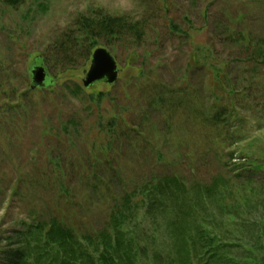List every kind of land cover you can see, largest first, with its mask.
Wrapping results in <instances>:
<instances>
[{
    "label": "rangeland",
    "instance_id": "rangeland-1",
    "mask_svg": "<svg viewBox=\"0 0 264 264\" xmlns=\"http://www.w3.org/2000/svg\"><path fill=\"white\" fill-rule=\"evenodd\" d=\"M98 9L148 24L139 42L99 39L97 48L115 56L119 78L87 89L82 80L96 48L88 54L77 46L61 55L58 45L74 31L75 19ZM238 33L264 39V0H26L17 8L0 1V260L14 250L7 238L33 214L74 215L101 227L110 201L152 174L193 176L189 159L179 154L200 144L193 136L184 153L177 141L196 131V111H209L216 94L213 70L189 63L200 48L229 62L232 74L250 69L253 47L236 48L229 39ZM34 65H43L49 80L33 90ZM251 111L241 112L249 122L245 138L226 148L236 152L230 165L241 161L239 151L249 143L264 145V110ZM206 159L192 166L200 178L220 169L215 158ZM169 160L182 162L174 169Z\"/></svg>",
    "mask_w": 264,
    "mask_h": 264
},
{
    "label": "trees",
    "instance_id": "trees-1",
    "mask_svg": "<svg viewBox=\"0 0 264 264\" xmlns=\"http://www.w3.org/2000/svg\"><path fill=\"white\" fill-rule=\"evenodd\" d=\"M0 1L17 8L26 0ZM73 23L74 31L58 45L61 55L77 46L90 54L99 39L110 45L126 39L142 41L148 24L104 9L81 15ZM229 39L236 48L253 47L250 69L232 74L227 69L229 62L220 63L212 50L200 53V48L189 63L191 69L204 66L213 70L216 94L209 111H196L192 120L196 131L177 141L184 153L195 136L200 144L192 154H179V158L189 159L193 176L176 171L152 174L110 201L101 227L82 224L74 215L56 213L41 219L39 213L33 214L29 222L20 221L21 229L7 238L14 250L0 264H264V145L249 143L239 151L241 161L234 165L229 160L236 152L226 153V148L246 136L249 122L241 112L253 110L258 115L264 110V97L263 101H250L264 93V39H246L239 33ZM244 81L249 82L247 88H241ZM109 146L111 149V142ZM207 157L215 158L220 169L209 178H200L199 168L192 166ZM181 162L169 160L166 164L177 169Z\"/></svg>",
    "mask_w": 264,
    "mask_h": 264
},
{
    "label": "water",
    "instance_id": "water-1",
    "mask_svg": "<svg viewBox=\"0 0 264 264\" xmlns=\"http://www.w3.org/2000/svg\"><path fill=\"white\" fill-rule=\"evenodd\" d=\"M119 78V66L115 56L105 47L96 48L91 55L89 70L83 78L87 89L98 83L114 84ZM49 75L43 65H34L31 70V89L47 85Z\"/></svg>",
    "mask_w": 264,
    "mask_h": 264
}]
</instances>
